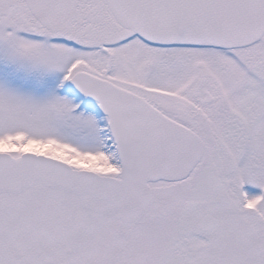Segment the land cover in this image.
Segmentation results:
<instances>
[{
  "label": "snow or ice",
  "instance_id": "snow-or-ice-1",
  "mask_svg": "<svg viewBox=\"0 0 264 264\" xmlns=\"http://www.w3.org/2000/svg\"><path fill=\"white\" fill-rule=\"evenodd\" d=\"M0 264H264V0H0Z\"/></svg>",
  "mask_w": 264,
  "mask_h": 264
}]
</instances>
